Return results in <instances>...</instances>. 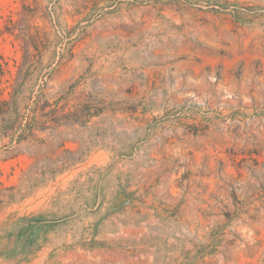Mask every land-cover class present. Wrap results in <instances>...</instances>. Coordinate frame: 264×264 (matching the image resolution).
Here are the masks:
<instances>
[{"label":"rangeland","instance_id":"rangeland-1","mask_svg":"<svg viewBox=\"0 0 264 264\" xmlns=\"http://www.w3.org/2000/svg\"><path fill=\"white\" fill-rule=\"evenodd\" d=\"M0 264H264V0H0Z\"/></svg>","mask_w":264,"mask_h":264}]
</instances>
